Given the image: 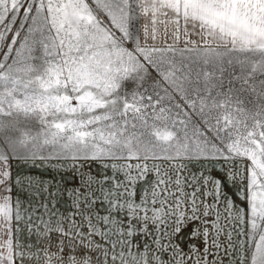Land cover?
Returning <instances> with one entry per match:
<instances>
[{
  "label": "snow or ice",
  "instance_id": "obj_1",
  "mask_svg": "<svg viewBox=\"0 0 264 264\" xmlns=\"http://www.w3.org/2000/svg\"><path fill=\"white\" fill-rule=\"evenodd\" d=\"M0 264H264V0H0Z\"/></svg>",
  "mask_w": 264,
  "mask_h": 264
}]
</instances>
